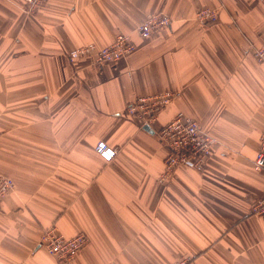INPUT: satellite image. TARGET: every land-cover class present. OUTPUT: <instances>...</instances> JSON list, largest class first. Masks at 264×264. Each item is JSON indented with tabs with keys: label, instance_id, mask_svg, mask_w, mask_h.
<instances>
[{
	"label": "crops",
	"instance_id": "crops-1",
	"mask_svg": "<svg viewBox=\"0 0 264 264\" xmlns=\"http://www.w3.org/2000/svg\"><path fill=\"white\" fill-rule=\"evenodd\" d=\"M0 0V264H58L39 243L55 226L89 243L72 264H264V190L254 160L264 136V0H50L32 14ZM219 10L209 25L200 10ZM171 26L139 34L150 15ZM128 35L111 65L69 53ZM176 94L152 125L127 108ZM184 113L219 140L205 171L162 180L157 131ZM115 149L111 161L97 151Z\"/></svg>",
	"mask_w": 264,
	"mask_h": 264
},
{
	"label": "built area",
	"instance_id": "built-area-1",
	"mask_svg": "<svg viewBox=\"0 0 264 264\" xmlns=\"http://www.w3.org/2000/svg\"><path fill=\"white\" fill-rule=\"evenodd\" d=\"M42 2L44 0H25L26 13L32 14L37 11L42 6L40 4ZM211 13L215 15L213 11L205 10L203 19H215L211 18ZM199 15L198 19L202 20L200 13ZM170 23L169 16L161 13L151 14L139 26V34L142 38H149L154 30H165L170 27ZM135 49L136 46L131 38L127 35H122L116 38V42L104 48L103 52L94 54L93 51H87L86 54L92 57L93 62L97 65H111L130 55ZM75 54L79 55L78 52H75ZM84 55L85 52H81L79 57ZM259 57L264 62V52H261ZM171 96L172 92H164L159 95L137 98L128 107V112L133 116L143 118L144 124L148 123L150 125L154 114L160 112L161 109L171 102L173 98ZM198 124L197 121L185 118L180 114L174 121L159 130L162 141L167 143L166 146L168 145L170 150L168 157L165 159V171L162 175V180L171 176L178 165L188 166L199 171L205 169L207 160L212 154L217 140ZM262 141V148L256 159V168L259 171L264 170V137H262ZM96 151L107 161H111L117 154L115 149L104 142H100L97 145ZM13 188L14 181L0 174V202ZM251 213L257 216L264 215V193L253 204ZM40 243L57 260L58 264H72L79 252L87 246L89 239L84 233H79L72 238H65L57 231L55 226H51L44 230Z\"/></svg>",
	"mask_w": 264,
	"mask_h": 264
},
{
	"label": "rangeland",
	"instance_id": "rangeland-1",
	"mask_svg": "<svg viewBox=\"0 0 264 264\" xmlns=\"http://www.w3.org/2000/svg\"><path fill=\"white\" fill-rule=\"evenodd\" d=\"M50 0H48V1H45L44 0V2H42V3H40L42 6H45L48 2H49ZM205 10H209V11H213L214 13H215V15L213 14V13H211V18H215V19H208V18H206V19H203V17H205ZM161 14H163V15H166V14H164V13H162V12H160ZM199 13L201 14V16H202V20H199L198 19V15H199ZM199 13H198V15H197V20L199 21V23L201 24V25H209V23H214V22H216L218 19H219V10L217 11V10H212V9H210V8H204V9H202V10H200L199 11ZM151 15V14H150ZM167 16V15H166ZM200 16V15H199ZM171 20V19H170ZM143 22H145V20L143 21ZM142 22V23H143ZM141 23V24H142ZM140 24V25H141ZM169 26H171V23H170V25ZM169 28V27H168ZM168 28H166V29H168ZM165 29V30H166ZM159 31H162V30H159ZM158 30H154L153 31V34L154 33H156V32H159ZM153 34H151L149 37H151ZM122 35H125V34H119L117 37L119 38L120 36H122ZM128 36V35H127ZM114 42H116V40L114 41ZM113 42V43H114ZM112 43V44H113ZM111 45V44H110ZM109 46V45H108ZM107 46H104V47H101V48H98L95 44H86V45H84V46H80V47H78V48H76V49H74V50H72L70 53H69V57H70V59L71 60H73V61H79V60H81L85 55H87L86 54V52L87 51H93V53L95 54L96 52H103V49L104 48H106ZM264 44L262 45V46H260V47H258L257 49H255V51H254V56H255V58H256V60L258 61V62H260V63H264L263 62V59L262 58H260L259 57V55H260V53L262 52H264ZM263 49V50H262ZM75 52H78V54L80 55L81 54V52H85V55L84 56H81V57H79V55H76L75 54ZM133 53V52H132ZM131 53V54H132ZM130 54V55H131ZM88 56V55H87ZM129 56V55H128ZM128 56H126L125 58H127ZM124 59V58H123ZM159 94H163V93H159ZM159 94H155V95H159ZM175 96H176V94L174 93V92H172V96L171 97H173L172 98V100H171V102L173 101V99L175 98ZM170 102V103H171ZM169 103V104H170ZM165 108V107H164ZM161 111H162V109H161ZM160 111V112H161ZM127 112H128V108H127ZM160 112H158V113H156V114H154V116L152 117V121L150 122V125H152V124H154L156 121H157V119H158V115H159V113ZM129 113V112H128ZM180 114H182L185 118H189V119H193V120H195V121H197L201 126H202V128L204 129V130H206L207 131V133L210 135V136H213L211 133H210V131L209 130H207L206 128H204L203 127V125L201 124V122H199L198 120H196V119H194V118H192V117H190V116H187V115H185L184 113H179V114H177L176 115V117L172 120V121H174ZM172 121H170L169 123H171ZM169 123H167L166 125H168ZM198 124V125H199ZM145 125H147L148 126V123L146 124L145 123ZM166 125H164L163 127H165ZM162 128V127H161ZM160 128V129H161ZM159 129V130H160ZM159 130L157 131V133H158V137L160 138V140H163L161 137H160V135H159ZM262 137H264V136H262ZM213 138H215L216 140H217V143L215 144V146H214V148H213V152H214V149H215V147L219 144V140L216 138V137H214L213 136ZM209 140V139H208ZM260 141L261 142H263L262 141V138L260 139ZM163 142V141H162ZM165 142V141H164ZM163 142V143H164ZM165 144V146H166V142L164 143ZM167 147V149H168V154H167V156L166 157H168V155H169V153H170V150H169V147H168V145L166 146ZM261 148H262V143L260 144V148H259V151L257 152V155H256V158H255V160H254V166H253V168H254V170L255 171H258V172H264V170H261V171H259L257 168H256V159H257V156H258V153L260 152V150H261ZM203 150H205V149H203ZM213 152H212V154L210 155V157L208 158V160H207V163H206V167H207V165H208V162H209V160H210V158L212 157V155H213ZM166 159V158H165ZM165 163V162H164ZM180 165H178V166H176V168L174 169V170H176L178 167H179ZM188 167V166H187ZM206 167H205V169H206ZM195 169V168H194ZM205 169L203 170V171H205ZM197 170V169H196ZM199 171V170H198ZM173 175V174H172ZM7 177V176H6ZM170 177V176H169ZM8 178H10V179H12L11 177H8ZM167 178L168 177H166V179L165 180H167ZM13 180V179H12ZM14 181V180H13ZM263 193H264V190H263V192H262V194L252 203V205H251V208H252V206H253V204L263 195ZM250 212H251V209H250ZM252 214V213H251ZM253 215V214H252ZM257 216V215H256ZM261 216V215H260ZM39 244H41V243H39ZM46 250V249H45ZM47 251V250H46ZM48 252V251H47ZM49 253V252H48ZM50 254V253H49ZM187 261L188 260H182V261H178V262H176V263H173V264H186L187 263Z\"/></svg>",
	"mask_w": 264,
	"mask_h": 264
}]
</instances>
